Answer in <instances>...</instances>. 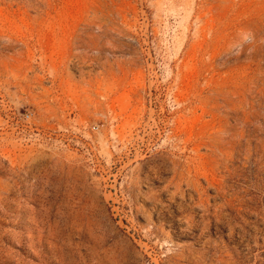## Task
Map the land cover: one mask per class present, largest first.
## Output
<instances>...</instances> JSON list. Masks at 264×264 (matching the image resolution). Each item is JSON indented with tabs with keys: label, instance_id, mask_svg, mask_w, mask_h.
Listing matches in <instances>:
<instances>
[{
	"label": "rangeland",
	"instance_id": "374dc122",
	"mask_svg": "<svg viewBox=\"0 0 264 264\" xmlns=\"http://www.w3.org/2000/svg\"><path fill=\"white\" fill-rule=\"evenodd\" d=\"M0 264H264V0H0Z\"/></svg>",
	"mask_w": 264,
	"mask_h": 264
}]
</instances>
